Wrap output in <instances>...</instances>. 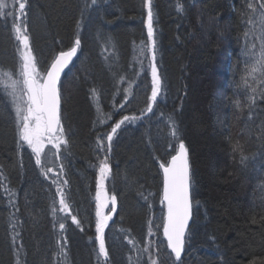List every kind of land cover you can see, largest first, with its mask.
I'll use <instances>...</instances> for the list:
<instances>
[{
	"label": "trees",
	"instance_id": "16d2710c",
	"mask_svg": "<svg viewBox=\"0 0 264 264\" xmlns=\"http://www.w3.org/2000/svg\"><path fill=\"white\" fill-rule=\"evenodd\" d=\"M151 8L161 89L148 112L146 0H27L41 73L77 35L81 44L59 83L67 144L54 153L67 177L58 183L30 149L18 147L15 114L0 85V264H98L95 197L105 156L112 169L105 190L116 196L105 228L107 264H264V76L248 77L247 87L242 79L253 43L260 49L253 40L261 31L259 0H151ZM12 24L0 17V73L19 72L23 46ZM124 116L136 119L117 129L108 152L106 136ZM173 121L188 148L193 200L179 261L157 227L165 215L159 165L174 155ZM237 141L243 160L233 152ZM58 187L79 226L65 212L53 214Z\"/></svg>",
	"mask_w": 264,
	"mask_h": 264
},
{
	"label": "snow or ice",
	"instance_id": "6c2138e0",
	"mask_svg": "<svg viewBox=\"0 0 264 264\" xmlns=\"http://www.w3.org/2000/svg\"><path fill=\"white\" fill-rule=\"evenodd\" d=\"M92 4L96 3V0H91ZM146 6L148 8L147 19V39L150 42L148 45H144L141 49L143 54L144 49L147 48L151 52V96L149 97V103L146 111H152V103L156 101L158 93L161 89V80L156 67V41L154 39L153 30V13L151 8V0H146ZM11 7L15 8V12L7 11L9 4L7 0H0V17L7 19L13 18L12 31L15 33L16 40L20 41L23 46V50L19 48V72L14 74L12 72L0 73V85H3L4 93L10 99L12 108L15 113L16 131L18 136V147H22L26 144L31 148L32 153L35 154L36 164L40 165L42 162V155L45 152L47 145H51L52 148L59 151L62 144L66 145L67 140L63 138L64 129L61 124L60 116V101L61 92L59 87L60 76L68 64L76 56L78 49L80 48L81 40L79 35L76 36L73 44L66 51L62 50L51 61L50 66L41 73L38 70V63L35 55L33 54L30 37L28 35V29L26 26V9L27 0H12ZM249 9L255 14L257 13V7L249 3ZM260 23V35L253 34V40L260 41V49L257 54L255 43H253L252 63L245 69L246 76L243 77L245 86L247 87V78L251 77L254 81L257 79V73L260 76H264V0H259V13ZM17 21H20L17 23ZM252 24V21H249ZM255 27L254 24H252ZM79 28V24L77 25ZM249 33H245L247 39ZM14 75H18V79H14ZM257 89L253 88L252 92L255 94ZM95 95V90H93ZM126 99V98H125ZM249 102H255V96L249 97ZM239 107V102H237ZM123 107V105H121ZM136 117L124 116L120 121L115 123V126L111 128V133L107 134V151L111 152L113 135L116 134L117 129L121 127L125 121L135 120ZM171 137L173 142L169 143V147L174 151V155H171V159L161 163L160 169L163 171V193L161 203L166 205V215L163 218L161 225L163 236L167 241V248L175 254L177 261L181 260V254L185 249L186 233L188 231L189 220L192 216L193 200L191 195V175H190V163L188 148L185 146L183 139L180 137L175 122L173 121V127L171 130ZM22 142V143H21ZM98 146L103 145V141L98 138ZM103 150V147H102ZM239 151L241 154V160L245 159L243 155L242 147L239 142L233 145V152ZM54 155L56 153H53ZM49 168L45 172H51ZM112 169L108 163V157L105 156L99 163V176L96 182V240L98 241V264H107L109 260V252L105 242V228L108 226V221L111 219V215H105L103 209L108 207L109 201L111 202L110 212L116 211V196H108L105 190V181L109 178ZM57 183V181H53ZM65 183H67L65 181ZM59 192V209L53 207V214L56 211L65 212L70 217L74 224L80 225V221L76 215L71 214V208L66 200L64 192L58 187ZM142 195V194H141ZM147 199V197H144ZM59 228L63 230L65 224L59 223ZM151 234V231H150ZM16 237H13L15 242ZM60 242L58 241V244ZM130 244H134L133 240H129ZM147 251V249H145ZM61 252H63V246L61 245ZM103 257V262L99 260ZM17 264H20L19 258ZM151 264H158L157 260H152Z\"/></svg>",
	"mask_w": 264,
	"mask_h": 264
},
{
	"label": "bare ground",
	"instance_id": "6f19581e",
	"mask_svg": "<svg viewBox=\"0 0 264 264\" xmlns=\"http://www.w3.org/2000/svg\"><path fill=\"white\" fill-rule=\"evenodd\" d=\"M10 100V99H9ZM11 103V102H10ZM54 153V152H53ZM52 153V154H53ZM54 158H55V161L51 158V155H45L43 158H42V162L47 166V168L49 169V168H51L52 169V172H54V173H56L55 175H51V180L52 181H57V183L60 181V179H62L63 177H67V174L66 173H62V174H60L61 172H62V169H63V164L59 161V162H57L56 161V155H54ZM32 168H33V170H34V172H36L37 174H40V169L39 168H37V167H35L34 165H32ZM35 173V174H36ZM69 176V175H68ZM125 229H126V231L127 230H130L131 229V227H129V226H126L125 227ZM125 247H124V245L123 244H119L116 248H114L115 250H118L119 252L121 251V250H123ZM184 252V251H183ZM171 254L173 255V256H175L172 252H171ZM182 258V257H181Z\"/></svg>",
	"mask_w": 264,
	"mask_h": 264
},
{
	"label": "rangeland",
	"instance_id": "374dc122",
	"mask_svg": "<svg viewBox=\"0 0 264 264\" xmlns=\"http://www.w3.org/2000/svg\"><path fill=\"white\" fill-rule=\"evenodd\" d=\"M54 151H55V149L52 148L51 145H47L46 148H45V152H44V154H43L42 156H45L46 154H47V155H51V158L55 161L54 154H52ZM107 195H108V194H107ZM108 196H109V195H108ZM111 206H112V205H111V202L109 201V203H108V207L105 208V209H103V212H104L105 215H111V216H112L113 212H110V208H111Z\"/></svg>",
	"mask_w": 264,
	"mask_h": 264
},
{
	"label": "water",
	"instance_id": "95a60500",
	"mask_svg": "<svg viewBox=\"0 0 264 264\" xmlns=\"http://www.w3.org/2000/svg\"><path fill=\"white\" fill-rule=\"evenodd\" d=\"M74 58L75 57H73V59H72V61L74 60ZM72 61L68 64V66L64 69V71L61 73V76H60V79H61V77H62V75H63V73L65 72V70L69 67V65L72 63ZM171 159V158H170ZM169 159V160H170ZM161 171H162V169H161ZM162 180H163V171H162ZM163 184V183H162ZM162 193H163V187H162ZM166 205H165V215H166ZM191 219H192V216H191ZM191 219L189 220V224H188V228H189V226H190V224H191ZM162 232H163V229H162ZM164 239L166 240V238L164 237ZM167 242V241H166ZM170 250V249H169ZM171 251V250H170ZM174 254V253H173ZM175 255V254H174ZM182 255H183V252H182V254H181V257H182Z\"/></svg>",
	"mask_w": 264,
	"mask_h": 264
}]
</instances>
